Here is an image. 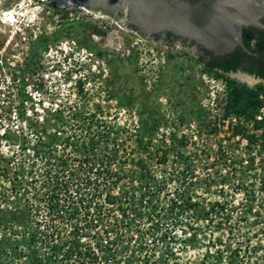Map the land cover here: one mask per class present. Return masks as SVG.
Segmentation results:
<instances>
[{
    "label": "rangeland",
    "instance_id": "1",
    "mask_svg": "<svg viewBox=\"0 0 264 264\" xmlns=\"http://www.w3.org/2000/svg\"><path fill=\"white\" fill-rule=\"evenodd\" d=\"M61 2L35 0L33 42L0 25V264H264L261 130L227 109L226 79Z\"/></svg>",
    "mask_w": 264,
    "mask_h": 264
},
{
    "label": "water",
    "instance_id": "2",
    "mask_svg": "<svg viewBox=\"0 0 264 264\" xmlns=\"http://www.w3.org/2000/svg\"><path fill=\"white\" fill-rule=\"evenodd\" d=\"M56 1L73 2L88 12L98 8L115 13L124 11L125 14L130 15L131 23L143 34L150 35L157 31L170 30L198 41L207 51L213 52L215 56L229 54L236 46L248 53L249 51L241 42L242 25L254 24L261 28L262 26L257 22V9L264 10V0ZM95 15L99 16L98 14ZM110 18L121 27L116 20ZM224 74L237 80L239 79L232 75L239 74L256 81H264V79L240 70Z\"/></svg>",
    "mask_w": 264,
    "mask_h": 264
},
{
    "label": "trees",
    "instance_id": "3",
    "mask_svg": "<svg viewBox=\"0 0 264 264\" xmlns=\"http://www.w3.org/2000/svg\"><path fill=\"white\" fill-rule=\"evenodd\" d=\"M259 36L256 39V43L251 49L256 55L250 56L243 52H240L239 49H236L228 56L215 57L211 52H208L210 55V62L204 64V70L212 72L216 76L224 77L227 83L228 91V103L227 109H230L233 114L237 117L244 115L243 117L246 120H254L255 129L261 130L260 134L256 137L260 142V146L264 151V112L260 120H256L255 116L259 114V109L264 105V99L260 100V91L264 88V85H260L257 89L248 88L245 84H240L237 81L225 77L224 73L227 72H236L238 70L253 75L257 78L264 79V33L258 32ZM38 42H41L40 40ZM244 44L246 47H249V41L244 32ZM33 45V54L38 52V43H32ZM32 54V55H33ZM199 62L201 60L199 59ZM243 129L240 126L236 127L234 134H241ZM43 143V142H42ZM46 144L43 143V146L46 148ZM81 165H86L81 163ZM88 165V164H87ZM82 167V166H80ZM88 168H85V171ZM111 197L107 195V201H110ZM175 203V202H174ZM176 204V203H175Z\"/></svg>",
    "mask_w": 264,
    "mask_h": 264
},
{
    "label": "built area",
    "instance_id": "4",
    "mask_svg": "<svg viewBox=\"0 0 264 264\" xmlns=\"http://www.w3.org/2000/svg\"><path fill=\"white\" fill-rule=\"evenodd\" d=\"M34 3H35V0H16V1L14 0V2L10 4V6H1L0 7L1 27L4 30L6 29L8 32H10L11 35H16L17 33H19L18 35L22 36L21 38L23 41H26V40L29 41V39L27 38L28 36H26V32H27V29L30 28V30L33 32V37L31 38V41L33 42L36 39L37 35H36V32L31 29V27L35 19L38 18L36 13H37V10L39 9L38 6L34 5ZM63 3L64 2L57 1L58 6L63 5ZM68 4L74 6L75 11L78 10L80 11L81 14L85 13L88 15V11L85 10L83 7L78 6L74 3H68ZM91 37L93 38L94 36L91 35ZM94 39L96 38L94 37ZM28 41H27V44L29 43ZM58 49H59V55L62 54L64 57L72 52H74V54L76 55L77 54L79 55L81 53V50H83V49L77 50L76 41L74 40L68 41V42H60ZM56 179L57 177L55 178L54 182H56ZM6 182L7 184L11 183L6 176L0 173V194H2L3 191H6L9 193L8 190H3L2 188ZM20 187L21 186H19L18 184L16 185L15 183H13L12 188H10V193L11 192L15 193L16 194L15 198L17 199L21 198L24 192V189H21V190L19 189ZM49 193H51L50 194L51 196L57 195V192L50 191ZM25 198H27V194L25 195ZM0 207H1V204H0ZM16 209L17 207L14 208V211H16ZM16 213L19 214L17 211ZM25 224H28V227L18 226V228H15L17 229V232H18V234H16L15 236L18 237V239H21V240L23 239V243L24 242L30 243L32 239L37 237L36 233L37 231H39L40 227H37L36 229L33 228V226L34 227L37 226V222H33L32 224L34 225H32V227L30 226L29 221H26ZM30 247H31V244H30Z\"/></svg>",
    "mask_w": 264,
    "mask_h": 264
},
{
    "label": "flooded vegetation",
    "instance_id": "5",
    "mask_svg": "<svg viewBox=\"0 0 264 264\" xmlns=\"http://www.w3.org/2000/svg\"><path fill=\"white\" fill-rule=\"evenodd\" d=\"M90 10V9H88ZM92 13L94 14H98V15H107L112 17L114 20H116L118 22V24L121 25V28H126V29H130L132 31H134L138 36L142 37V38H146L145 40H148L152 43H156L159 45H174V44H179L181 46H183L187 51L191 52L194 55V58L199 62V59L201 60V62H199L200 64H202L204 66V64H207L210 62V55L207 52V49H205V47L199 43L198 41L186 37V36H182L180 34H177L173 31L170 30H165V31H157L154 32L150 35L147 34H143L141 33L138 28L131 23L130 21V15L127 13L125 14L124 11H119L117 13L115 12H111V11H106L104 9L98 8V9H91L90 10ZM102 12V13H100ZM257 13H258V17H257V22L262 26L257 27L254 24H246V25H242V29H241V42L244 45V47L249 51L248 53L244 52L239 46H236L233 50L235 51L236 49H239L240 52H243L245 54H248L250 56H254L256 55L255 53H253L251 51V49L253 48V46L256 43V39L259 36L258 32H262L264 33V10L263 9H257ZM244 32L246 33V37L249 41V47H246L244 44ZM232 52H230L229 54H231ZM213 56L214 53L211 52ZM229 54H225V55H217L215 57H223V56H228Z\"/></svg>",
    "mask_w": 264,
    "mask_h": 264
},
{
    "label": "bare ground",
    "instance_id": "6",
    "mask_svg": "<svg viewBox=\"0 0 264 264\" xmlns=\"http://www.w3.org/2000/svg\"><path fill=\"white\" fill-rule=\"evenodd\" d=\"M123 45H121V41L115 39V38H110L108 39V42L106 44V47H110L114 50H119ZM122 50V49H121ZM234 77H237L240 81L247 82L248 84H253L255 82L254 79L248 78L244 75H232Z\"/></svg>",
    "mask_w": 264,
    "mask_h": 264
}]
</instances>
